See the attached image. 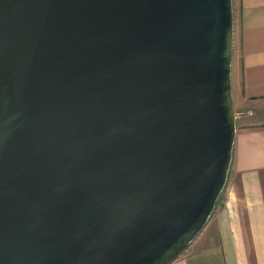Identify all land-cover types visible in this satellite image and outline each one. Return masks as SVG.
<instances>
[{"label":"water","instance_id":"95a60500","mask_svg":"<svg viewBox=\"0 0 264 264\" xmlns=\"http://www.w3.org/2000/svg\"><path fill=\"white\" fill-rule=\"evenodd\" d=\"M232 0H0V264H167L230 167Z\"/></svg>","mask_w":264,"mask_h":264},{"label":"crops","instance_id":"0c3cea01","mask_svg":"<svg viewBox=\"0 0 264 264\" xmlns=\"http://www.w3.org/2000/svg\"><path fill=\"white\" fill-rule=\"evenodd\" d=\"M231 92L236 116L226 183L208 221L167 264H264V0L233 9ZM257 117V119H255Z\"/></svg>","mask_w":264,"mask_h":264},{"label":"rangeland","instance_id":"374dc122","mask_svg":"<svg viewBox=\"0 0 264 264\" xmlns=\"http://www.w3.org/2000/svg\"><path fill=\"white\" fill-rule=\"evenodd\" d=\"M236 2H237V0H232V8L234 9V6H235V4H236ZM234 12V11H233ZM233 25H234V18H233ZM233 106H234V111H235V121H236V119H237V115H238V113L240 112V111H242L244 108L243 107H241V106H239V105H235L234 103H233ZM253 108V110L256 112V113H260L261 115H262V117H261V121H264V101H263V103H261V106H259V107H250V109H252ZM240 114V113H239ZM255 119H257V117H255ZM221 193V192H220ZM220 195V194H219ZM219 197V196H218Z\"/></svg>","mask_w":264,"mask_h":264},{"label":"trees","instance_id":"16d2710c","mask_svg":"<svg viewBox=\"0 0 264 264\" xmlns=\"http://www.w3.org/2000/svg\"><path fill=\"white\" fill-rule=\"evenodd\" d=\"M219 198V197H218ZM218 198H217V200H218ZM217 200H216V202H217Z\"/></svg>","mask_w":264,"mask_h":264}]
</instances>
